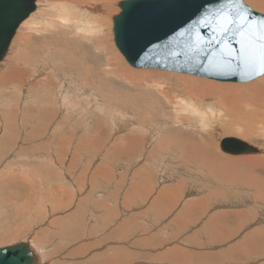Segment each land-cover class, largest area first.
<instances>
[{"label":"rangeland","instance_id":"obj_1","mask_svg":"<svg viewBox=\"0 0 264 264\" xmlns=\"http://www.w3.org/2000/svg\"><path fill=\"white\" fill-rule=\"evenodd\" d=\"M120 1L109 4L108 16L96 0L84 4L94 10L74 7L109 19L90 42L54 35L56 7L65 0H37L0 62V248L27 242L41 264H264V101L225 107L219 93L205 95L197 86L192 93L199 97L189 100L177 80L188 75L131 68L113 43ZM243 2L264 15V0ZM99 36L116 70L151 78L138 84L92 70L103 87L97 94L83 89L87 68L107 63L106 53L90 44ZM260 78L207 81L255 89ZM65 94L77 95L71 107ZM176 98L192 100L199 112H184ZM117 115L129 122L115 125L122 122ZM225 138L258 153L226 155L219 149ZM129 153L131 162L120 161L119 154ZM121 170L133 177L119 179ZM176 183L186 186L178 200L162 199ZM198 198L209 202L199 217L178 215L183 203Z\"/></svg>","mask_w":264,"mask_h":264},{"label":"water","instance_id":"obj_2","mask_svg":"<svg viewBox=\"0 0 264 264\" xmlns=\"http://www.w3.org/2000/svg\"><path fill=\"white\" fill-rule=\"evenodd\" d=\"M36 0H0V62L19 26L35 11ZM229 0H123L112 17L113 43L133 69L159 70L220 83L244 84L264 77L239 59L236 26L224 33L215 13ZM247 13L249 24L264 20L243 0H234ZM211 13L212 15H208ZM211 21L201 23V21ZM243 21H237V25ZM232 55L229 56L228 53ZM231 156L258 153L236 138L220 141ZM0 264H41L27 242L0 248Z\"/></svg>","mask_w":264,"mask_h":264},{"label":"bare ground","instance_id":"obj_3","mask_svg":"<svg viewBox=\"0 0 264 264\" xmlns=\"http://www.w3.org/2000/svg\"><path fill=\"white\" fill-rule=\"evenodd\" d=\"M85 1H93V0H65V2H64V4L62 5V4H60L58 7H56V15H55V18H56V20L53 22V21H51V22H53L54 24V27H52L54 30V32H55V34L54 35H57V36H59L61 39H65V38H67V39H70V40H72V39H74V38H72L73 37V35L74 34H76V36L77 35H79V40L80 39H85V40H89L90 42H92V41H94V40H92V37H98V35L101 33V32H103V30L105 29V27H106V25H107V23L109 22V19H106L105 21L102 19V21L97 17V18H94V15L93 14H90V13H87V11L85 12L84 11V14H87V15H89L90 16V18H89V20L88 21H85V15L83 14V13H81V11H82V8H84V4H85ZM97 2H98V4L99 5H102L103 6V9H104V13L102 14V16H108V14H109V8H110V6L112 5V2H113V0H96ZM111 3V5H109ZM36 4H37V0H36V2H35V11H36V8H37V6H36ZM74 7H76V8H78V9H80L81 11L78 13V11L76 12V11H72L73 9H74ZM86 8H88L89 10H94V8L95 7H92L91 5H87V6H85ZM75 8V9H76ZM34 11V12H35ZM34 12H32V14L34 13ZM83 12V11H82ZM31 14V15H32ZM30 15V16H31ZM86 15V16H87ZM29 16V17H30ZM110 18V17H109ZM28 19V18H27ZM26 19V20H27ZM25 20V21H26ZM22 22V24L21 25H24V24H28L30 21H26V22ZM85 22L87 23V24H85ZM20 25V26H21ZM19 26V27H20ZM48 27V26H47ZM50 27V26H49ZM19 29V28H18ZM46 29V28H45ZM44 30V29H43ZM51 30V29H50ZM52 31V30H51ZM52 31V32H53ZM49 32V31H48ZM16 33H17V31H16ZM15 33V34H16ZM56 36V37H57ZM55 37V36H54ZM14 38V37H13ZM66 39V40H67ZM13 40V39H12ZM12 40H11V42H12ZM75 40V39H74ZM87 40V41H88ZM61 41V40H60ZM67 42H68V40H67ZM67 44V43H66ZM69 44L70 43H68V46H69ZM74 44V43H73ZM90 44H92V45H94V47H96V48H99V49H101L103 52H104V54L106 53V56L105 57H107L106 58V60H107V63H105L104 65H103V67H95V66H93V67H89V68H87V70H88V73L86 72V74H85V77L86 78H89V79H84V81H85V83H84V86H83V89H84V87L85 88H89L88 90L89 91H92V92H96V94H97V92H100V90H101V88L103 87V81H101V80H98V79H93L92 78V70H95V72L98 74L100 71H102L104 74H106V75H113V74H118V75H126L128 78H129V82L130 81H132V82H136V83H138L139 84V82H143V80L142 79H145L146 77H150V76H148V74H146L145 72L144 73H142L141 71L140 72H136V70H134V72L133 71H131V72H128V74L127 73H124V71H128V70H123V72H121L120 70H116L115 69V67H114V63H111L110 61H109V57L108 56H113L114 54L111 52V48L108 46V42L105 40V39H103V38H101V36H99V38H98V41L97 42H95V43H90ZM10 45H11V43H10ZM10 45H9V47H10ZM63 46H64V44H63ZM8 50H9V48H8ZM7 53H8V51H7ZM7 55V54H6ZM6 55H5V57H6ZM108 55V56H107ZM4 57V58H5ZM4 60V59H3ZM2 60V61H3ZM1 61V62H2ZM103 68V69H102ZM83 72V70L81 71V73ZM85 72V71H84ZM84 74V73H83ZM117 75V76H118ZM189 76V75H188ZM185 77V76H183V77H179V79H177V80H179V82L180 83H182L183 85H184V87L187 89V91L189 90V92H188V99L190 100V99H192V97L194 96V97H199V96H195L193 93H192V91H194L195 90V87L197 86V87H199L200 89H199V91H202L201 93L202 94H214V93H219V100H218V102H219V104H221L222 106H229V107H234V105L236 106L238 103L240 104V103H246V102H249L250 103V105H252V106H255V107H257V106H259L261 103H260V101H264V77H261L260 78V82H259V84H257L256 86H255V89L254 88H251V87H245V88H241V87H235V86H232L231 84H217V83H212V82H210V81H199V80H195L193 77H192V79H191V77L189 78V77ZM113 77V76H112ZM120 77V76H119ZM122 78H123V76H121ZM127 77H125V78H127ZM111 78V77H110ZM124 78V79H125ZM151 78V77H150ZM199 78V77H198ZM82 79V78H81ZM108 79V78H107ZM203 79V78H202ZM80 81V80H79ZM113 81V80H112ZM146 81V80H145ZM147 82V81H146ZM157 82V81H156ZM81 84V83H80ZM79 84V85H80ZM147 84H148V82H147ZM107 85H109V84H107ZM82 86V85H81ZM110 86V85H109ZM158 86H160V84L159 85H157V87ZM183 87V86H182ZM156 91H157V89H156ZM197 91V90H196ZM198 92V91H197ZM91 93V92H90ZM196 93V92H195ZM95 94V95H96ZM197 94V93H196ZM241 94H248V96H249V100L247 101V100H245V101H241V100H239L238 98L239 97H237V95H241ZM94 95V94H93ZM200 95V94H199ZM75 96H77V95H66L65 94V96H64V98H63V102L67 105L68 104V106H70V104L72 103L71 101H73V98H77V97H75ZM243 96H245V95H243ZM203 97V96H202ZM247 97V96H246ZM240 98H242V97H240ZM248 98V97H247ZM174 99V98H173ZM179 100L178 102H179V104H181V106H182V108H184V109H181V110H188V112H189V110H191L192 112H193V114L195 113H198L199 112V110L197 109V107H196V105L194 106L193 104H192V100L191 101H189L190 103H185V102H183V100H182V98H176V100ZM184 99V98H183ZM187 99V98H186ZM187 99V100H188ZM205 99V98H204ZM94 100V99H93ZM92 100V101H93ZM186 100V101H187ZM78 101L79 100H76V104L78 103ZM154 101V100H153ZM74 102V101H73ZM80 102V101H79ZM89 102H91V99H89ZM85 103V102H84ZM169 103V102H168ZM256 103H257V105H256ZM79 104V103H78ZM263 104V103H262ZM73 105V104H72ZM248 105V104H247ZM243 106H245V105H243ZM71 107V106H70ZM229 107H227L228 109L227 110H229L230 108ZM235 108V107H234ZM78 109V108H77ZM232 109V108H231ZM257 109V108H256ZM233 110V109H232ZM231 110V111H232ZM231 111L229 112V113H231ZM184 112H186V111H184ZM229 113H227V116H229ZM120 114V113H119ZM190 114H191V112H190ZM200 114V113H199ZM199 114H197L198 116H199ZM202 114V113H201ZM201 114H200V116H201ZM205 114V113H204ZM80 115V114H79ZM196 115V116H197ZM234 115V114H233ZM236 115V114H235ZM152 116V115H151ZM67 117V116H66ZM117 117H119L118 115H117ZM190 117V116H189ZM195 117V116H194ZM202 118H203V114H202V116H201ZM233 117V116H232ZM235 117V116H234ZM202 118L200 119V117H199V119H200V121L202 122ZM210 118V117H209ZM119 119H121L123 122H125V118H121V117H119ZM64 122H66V121H64ZM204 122V121H203ZM209 122V121H208ZM122 124V123H121ZM123 125H125V124H122V126ZM203 126V125H202ZM210 127V126H209ZM262 128V127H261ZM264 129V128H263ZM57 131V130H56ZM140 131V130H139ZM246 131V130H245ZM53 133H55V131L53 132ZM57 133V132H56ZM179 138V137H178ZM162 139V138H161ZM237 139V138H236ZM154 140V139H153ZM174 142V141H173ZM244 142V141H243ZM249 145V144H248ZM227 155V154H226ZM243 156H247V155H243ZM223 230V229H222ZM122 244V243H121ZM118 257V256H117ZM134 258V257H133ZM107 264V263H106ZM114 264V263H113Z\"/></svg>","mask_w":264,"mask_h":264},{"label":"snow or ice","instance_id":"obj_4","mask_svg":"<svg viewBox=\"0 0 264 264\" xmlns=\"http://www.w3.org/2000/svg\"><path fill=\"white\" fill-rule=\"evenodd\" d=\"M215 16L220 18V28L224 33L231 31L234 25L236 26V33L241 37L239 59L244 66L258 68L260 73H264V20L247 23V13L235 4L234 0H229L228 5L218 10ZM238 20L243 23L237 25ZM204 22L211 23V21H201V23ZM228 55L231 56L232 53L229 52Z\"/></svg>","mask_w":264,"mask_h":264},{"label":"crops","instance_id":"obj_5","mask_svg":"<svg viewBox=\"0 0 264 264\" xmlns=\"http://www.w3.org/2000/svg\"><path fill=\"white\" fill-rule=\"evenodd\" d=\"M124 118H125V122H120V123H115V125L117 124V125H122V124H127L128 122H129V120H128V118L127 117H125L124 116ZM122 123V124H121ZM72 137H74V136H72ZM131 137H133V136H131ZM130 137V134H128L127 135V139L126 140H133V138H131ZM118 157H122L121 159H120V161H122V162H124V163H126V162H131V158H132V156H131V154L129 153V154H119L118 155ZM134 171V170H133ZM125 174H130L129 175V177H128V179L129 178H132L133 177V175H132V173H131V171H129V170H121V173H120V176H119V179H121V177L122 176H124ZM128 179L125 181V183H127V188H131V189H133V185L132 184H128ZM120 187V186H119ZM181 187H184V188H186V186L184 185V184H180V183H176L175 185H172V186H166L165 187V189L163 190V193H162V199H168V198H171V199H175V198H177L176 200H178V197H179V194H180V189H181ZM184 191L186 190V189H183ZM120 192V191H119ZM169 192H173L176 196H169L168 195V193ZM198 194V193H197ZM119 196H120V194H119ZM201 197V196H200ZM199 197V198H200ZM199 198L198 199H195V202H191L190 204H188V202L185 204V203H183L181 206H180V208H178V215H190V214H192V215H198V217H199V215H200V212H199V210H200V207H201V205H202V203H209L208 201H206V200H204L203 199V201L201 202V200H199ZM193 199L194 198H192L191 199V201H193ZM170 203H172V202H170ZM206 213H208V210H207V212ZM205 213V214H206ZM204 214V215H205ZM210 216V215H209ZM176 218H181L180 216H177ZM182 219H188V218H184V217H182L181 218V220ZM212 219H214V217L212 218ZM212 219H209V220H211L212 221ZM224 235V237H226V238H230L231 237V235H233L232 233H228V234H223ZM192 239L191 240H194V234H192ZM189 244H185V246H188Z\"/></svg>","mask_w":264,"mask_h":264}]
</instances>
